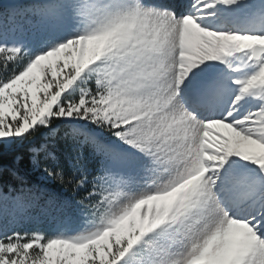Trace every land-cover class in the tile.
Segmentation results:
<instances>
[{
    "label": "snow or ice",
    "instance_id": "6c2138e0",
    "mask_svg": "<svg viewBox=\"0 0 264 264\" xmlns=\"http://www.w3.org/2000/svg\"><path fill=\"white\" fill-rule=\"evenodd\" d=\"M0 264H264V0H0Z\"/></svg>",
    "mask_w": 264,
    "mask_h": 264
}]
</instances>
